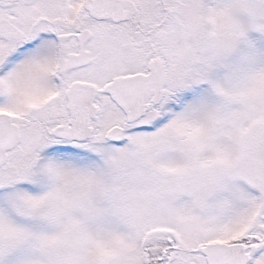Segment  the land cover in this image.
I'll list each match as a JSON object with an SVG mask.
<instances>
[{
    "label": "snow or ice",
    "instance_id": "snow-or-ice-1",
    "mask_svg": "<svg viewBox=\"0 0 264 264\" xmlns=\"http://www.w3.org/2000/svg\"><path fill=\"white\" fill-rule=\"evenodd\" d=\"M0 264H264V0H0Z\"/></svg>",
    "mask_w": 264,
    "mask_h": 264
}]
</instances>
